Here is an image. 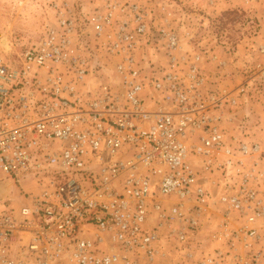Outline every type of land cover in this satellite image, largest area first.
I'll return each instance as SVG.
<instances>
[{
  "label": "built area",
  "instance_id": "built-area-1",
  "mask_svg": "<svg viewBox=\"0 0 264 264\" xmlns=\"http://www.w3.org/2000/svg\"><path fill=\"white\" fill-rule=\"evenodd\" d=\"M48 1L36 41H0V264H154L167 242L185 264H262L264 141L223 124L243 88L203 85L200 55L180 54L167 23L151 34L150 10L129 0L91 13L115 76L98 80L71 5ZM148 37L167 59L161 76L137 57ZM18 174L38 186L13 202Z\"/></svg>",
  "mask_w": 264,
  "mask_h": 264
},
{
  "label": "rangeland",
  "instance_id": "rangeland-1",
  "mask_svg": "<svg viewBox=\"0 0 264 264\" xmlns=\"http://www.w3.org/2000/svg\"><path fill=\"white\" fill-rule=\"evenodd\" d=\"M65 1L71 5L83 30L78 35L79 44L90 57L96 76L101 75L98 80L114 81L112 66L105 52L95 45L88 24L91 13L102 0ZM129 1L150 10L155 24L151 34H155L159 25L167 23L179 36L180 54L200 55L197 64L203 85L213 90L243 88L236 96L237 104L228 116L230 120L223 121L227 136L247 142L264 141V53L258 51L259 44L264 43V0ZM52 20L48 0H0V41L8 51L23 49L36 41ZM144 41L137 57L146 69L145 74L151 73L154 67L155 75L161 76L160 69L167 60L164 51L154 37ZM16 178L20 183L9 178L13 185L8 195L13 202L21 201L18 191H31L38 186L30 183L34 178L31 175L18 174ZM208 238L206 234L196 237L195 241L207 244ZM174 246L170 242L164 244V247ZM166 250L157 264H179L180 253L173 248Z\"/></svg>",
  "mask_w": 264,
  "mask_h": 264
},
{
  "label": "crops",
  "instance_id": "crops-1",
  "mask_svg": "<svg viewBox=\"0 0 264 264\" xmlns=\"http://www.w3.org/2000/svg\"><path fill=\"white\" fill-rule=\"evenodd\" d=\"M209 226H210V225H205V226H203V228L198 232V234L196 235V237H200V236H204V235L208 234V231H210ZM206 243H207V244H199L198 242L194 241V242L192 243V247H196V249H199V248L203 249L202 247H204V246H208V244H209V239L206 240ZM171 248H173V247H161V249H160V253H159L158 256L156 257V259H155V263H154V264H157L158 260L161 259V257H163L164 255H166V253H167V250H166V249L169 250V249H171ZM173 249H174V248H173ZM177 255H179V254L177 253ZM179 262H180L179 264H185V263L182 261V258L180 259Z\"/></svg>",
  "mask_w": 264,
  "mask_h": 264
},
{
  "label": "water",
  "instance_id": "water-1",
  "mask_svg": "<svg viewBox=\"0 0 264 264\" xmlns=\"http://www.w3.org/2000/svg\"><path fill=\"white\" fill-rule=\"evenodd\" d=\"M6 190H7L6 185L0 186V197L3 196V194L6 192Z\"/></svg>",
  "mask_w": 264,
  "mask_h": 264
},
{
  "label": "bare ground",
  "instance_id": "bare-ground-1",
  "mask_svg": "<svg viewBox=\"0 0 264 264\" xmlns=\"http://www.w3.org/2000/svg\"><path fill=\"white\" fill-rule=\"evenodd\" d=\"M4 42V41H3ZM6 42V41H5ZM6 46V44H4Z\"/></svg>",
  "mask_w": 264,
  "mask_h": 264
}]
</instances>
